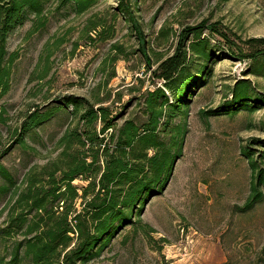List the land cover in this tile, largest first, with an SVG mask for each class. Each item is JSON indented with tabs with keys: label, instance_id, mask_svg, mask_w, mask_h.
<instances>
[{
	"label": "rangeland",
	"instance_id": "rangeland-1",
	"mask_svg": "<svg viewBox=\"0 0 264 264\" xmlns=\"http://www.w3.org/2000/svg\"><path fill=\"white\" fill-rule=\"evenodd\" d=\"M131 1L149 58L130 20L118 11V0H97L83 13L72 3L60 6L53 0L43 26L28 20L10 32L7 48L18 57L11 88L0 96V116L6 121L0 122V155L16 184L3 192L7 181L0 174V227L9 221L27 175L59 158L60 138L78 122L72 107L60 105L65 96L96 106L101 101L113 116L121 115L117 125L128 118L142 124L147 119L143 96L162 84L154 71L174 53L184 28L206 20L233 37L264 36V0ZM204 36L213 60L192 57L194 72L208 68L188 93L184 112L166 124L164 118L160 128L168 143L177 134L183 137L170 181L147 202L141 222L128 225L89 264H264V198L245 207L252 170L242 152L252 138H264V107L234 116L206 115L232 97L237 80L249 79L264 94V62L233 58L221 37L209 31ZM35 107L52 109L53 116L29 131L25 142L11 144ZM253 148L264 168L263 149ZM73 183L81 187L87 181Z\"/></svg>",
	"mask_w": 264,
	"mask_h": 264
},
{
	"label": "trees",
	"instance_id": "trees-1",
	"mask_svg": "<svg viewBox=\"0 0 264 264\" xmlns=\"http://www.w3.org/2000/svg\"><path fill=\"white\" fill-rule=\"evenodd\" d=\"M52 1L0 0V96L11 88L12 66L18 57L7 48L10 32L28 20L43 26ZM96 1L60 0V6L72 3L77 13H83ZM117 9L130 20L143 46L141 50L149 58L132 1L118 0ZM206 31L223 39L231 57L264 62V36L233 37L216 22L207 24L205 20L184 28L174 53L154 71L162 84L143 96L147 116L144 123L128 118L117 125L121 115L113 116L110 107L101 101L96 106L80 96H65L60 105L72 107L78 122L60 138L59 158L40 172L29 173L25 189L16 194L15 216L13 210L7 224L0 227V264H89L100 258L128 225L141 222L147 202L165 190L182 154L183 137L177 134L174 142L168 143L160 128L164 118L166 124L184 112L188 93L208 68L206 65L202 72H194L192 57L204 63L213 60L214 50L210 39L204 36ZM231 94L222 106L206 115L234 116L241 110L264 107V94L257 93L249 79L237 80ZM52 116V109L41 111L35 107L17 129L11 144L25 142L29 131ZM0 122H6L2 116ZM253 146L263 149L259 155L264 157V138H252L242 151L252 170L247 209L264 198V168L255 158ZM1 158L0 155V174L7 181L1 190L7 192L15 186L16 179ZM77 178L87 184L74 185ZM79 199L81 209L75 207ZM18 234L22 239L16 237Z\"/></svg>",
	"mask_w": 264,
	"mask_h": 264
}]
</instances>
